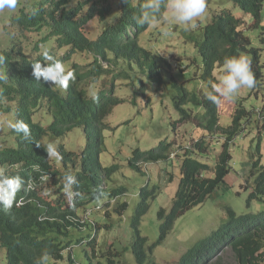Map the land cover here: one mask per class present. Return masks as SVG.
Here are the masks:
<instances>
[{"label": "clouds", "instance_id": "1", "mask_svg": "<svg viewBox=\"0 0 264 264\" xmlns=\"http://www.w3.org/2000/svg\"><path fill=\"white\" fill-rule=\"evenodd\" d=\"M223 2L216 13L213 0H0V264H213L250 233L260 210L246 201L244 212L225 204L200 225L182 222L224 182L240 134H257L252 165L258 156L259 169L264 165V97L258 106L238 98L228 125L218 113L220 98L242 88L256 93L263 83L248 29L261 25L264 0ZM96 17L110 20L92 37L86 27ZM220 30L230 34L226 40L215 36ZM173 37L180 47L191 44L185 59L159 51ZM128 42L154 53L152 64H129L120 51ZM236 47L239 53L203 73V52ZM125 102L134 116L111 124L113 108ZM156 107L166 131L143 130L142 142L125 147L119 129L147 110L153 116ZM226 143L223 180L205 201L178 202L187 197L179 188L185 153L208 163L200 172L213 179ZM197 144L206 147L200 155L193 153ZM259 169L252 167L253 186ZM157 200L151 238L143 226ZM175 231L177 245L164 252Z\"/></svg>", "mask_w": 264, "mask_h": 264}, {"label": "rangeland", "instance_id": "2", "mask_svg": "<svg viewBox=\"0 0 264 264\" xmlns=\"http://www.w3.org/2000/svg\"><path fill=\"white\" fill-rule=\"evenodd\" d=\"M111 1L116 2L117 0H111ZM220 4H224L223 0H213V7L217 5L214 10L216 13L219 12L221 9ZM237 11L239 14L242 13L239 8H237ZM109 20H110L109 18H106L105 21H99L98 17H96L94 21L86 27V29L92 37H95L96 32H99L104 26L105 22ZM261 20H262L261 25H259L256 28H249L248 32L250 34L252 46L258 48L257 51L260 54V63L263 72V83L262 85H259L260 90L256 93L255 90L252 92V88L251 89L242 88L241 90H239L238 94L232 99L220 98L218 105V113L220 117V122L224 126L230 123V112L235 104V101L238 98L246 97L244 101L246 104L258 106L260 105L261 100L264 97V8L261 11ZM94 32L95 34H93ZM156 34L157 31L155 32L153 42H155ZM181 44L184 47H180V44L176 43V38L173 37L170 38L169 43L162 44V46H160L158 49H163L159 51L161 53H166L168 55L171 53L175 54L176 52L181 57H184L185 53L191 54V51L189 49L191 44L185 43L184 41H181ZM195 55H196V51L194 57ZM188 59L191 60V57H189ZM132 65H133L132 70L137 71L138 67L135 64ZM256 94H258L259 96L257 97ZM162 113L163 111L157 107L156 109H154L153 116L151 112L147 110L144 113H142V115H138L137 117H135L134 121L129 126H124L120 128L118 131V136L124 140L125 147H127L131 142H138V141L142 142L143 130L148 131L154 129L158 132L159 135L163 134L167 129L166 127L167 125L164 123L162 119ZM133 116H134V109L127 102H125V103H120L113 108L112 112L109 115V120L111 124H117L118 122L125 121ZM258 123L260 124V122ZM251 129L255 130V126L253 125ZM197 132L198 131H195L193 135H196ZM191 133L192 130L189 129L185 135V138L187 140H189V136L191 135ZM256 135L257 134H255V132L254 133L246 132L244 134H240L237 138V141H235L234 144L230 145V151L232 154L231 171L225 177L224 182L220 184V187H218L214 191L215 194L210 199H208L206 204L200 210H195L186 214V216L182 219V222L185 225L191 226V225L202 224L203 219H205L207 216L217 215L219 212L217 208L225 204L236 213L243 212L246 209L245 201L253 188L254 178L251 175L252 160H253L252 155H255L257 152L256 146L258 140L257 139L252 140V139ZM261 139L264 145V132H262ZM151 141H153L152 137L150 139H147L144 143L147 144L150 143ZM16 144H17V140H16ZM263 145L261 149H259V151L262 153V158H261L262 163H264ZM106 154L111 156V154L108 152H106ZM166 176L168 177V174H166ZM167 181L168 178H165L163 183L164 186L166 185ZM247 182L248 184H246ZM159 203H160L159 200L153 203L150 212L145 218V223L143 226L144 231L151 238L156 237L157 223L154 217V212ZM93 206L94 204H91V207ZM92 216L99 220L102 215L100 214V212L94 211L92 213ZM177 233L178 232L175 231L169 237L168 241L163 247L164 252L166 250L172 249L174 246L177 245L178 243V238L176 236ZM123 235H124V231L122 229L120 233V237H123ZM224 259H226L225 261L228 264H235V262H233V258L230 255L225 256Z\"/></svg>", "mask_w": 264, "mask_h": 264}, {"label": "trees", "instance_id": "3", "mask_svg": "<svg viewBox=\"0 0 264 264\" xmlns=\"http://www.w3.org/2000/svg\"><path fill=\"white\" fill-rule=\"evenodd\" d=\"M229 35L230 34L225 32L224 30H220L215 36L226 40ZM234 44L237 45L236 39L234 41ZM120 51L122 56L129 61V64L131 62H135L139 67L147 66L148 63L152 64V62L149 60L155 56L151 51L138 47L135 42L122 44V46H120ZM239 51V47L225 49V51L216 49L214 50V52L210 53L209 56L205 55V53L203 52V73L209 75L212 64L215 60L222 59L225 54H237L239 53ZM169 75L173 79H175L174 81L177 82L175 84L177 89L183 92L185 96H188V93L185 90L184 82H180L181 84L178 83V77H175L171 71H169ZM192 98H194V96ZM242 114L243 112L241 110H238V114L235 116L234 120L235 125L238 123ZM215 125L216 117L213 115L209 120V128H213L215 127ZM204 142L205 139L202 138L201 143ZM227 148L228 144L226 143L223 150L219 154V161L216 167V175L213 179H208V177L205 175L206 172H200L201 170L209 169V164L197 162L196 160L198 159L193 156L190 151H187L185 153L182 165L180 166L182 176L179 180L180 193L187 197L184 199H178V197L175 196L174 199H178V202L185 203L186 206L192 204L197 199L205 201L211 194V191L223 180V177L227 172L226 167H228V163L230 160ZM205 150L206 147L197 144L193 153L195 155H200ZM259 160L260 156H258V158L254 160L252 165L253 168L257 167V169H259ZM246 202V206L250 210H260L257 214V220L251 226L250 233L239 239L231 246L228 255L233 258V262H235V264H264V210H261V207L264 203V165L259 169V173L254 180L253 190L248 195ZM217 210H221V207H218ZM225 260L226 259L222 257L213 264H228Z\"/></svg>", "mask_w": 264, "mask_h": 264}]
</instances>
